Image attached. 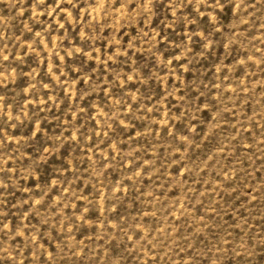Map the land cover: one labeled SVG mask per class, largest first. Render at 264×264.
Returning a JSON list of instances; mask_svg holds the SVG:
<instances>
[{
    "label": "rangeland",
    "instance_id": "374dc122",
    "mask_svg": "<svg viewBox=\"0 0 264 264\" xmlns=\"http://www.w3.org/2000/svg\"><path fill=\"white\" fill-rule=\"evenodd\" d=\"M0 264H264V0H0Z\"/></svg>",
    "mask_w": 264,
    "mask_h": 264
}]
</instances>
